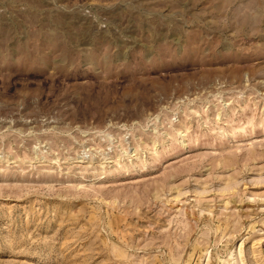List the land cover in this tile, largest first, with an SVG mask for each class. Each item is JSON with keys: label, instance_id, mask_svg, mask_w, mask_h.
Segmentation results:
<instances>
[{"label": "rangeland", "instance_id": "rangeland-1", "mask_svg": "<svg viewBox=\"0 0 264 264\" xmlns=\"http://www.w3.org/2000/svg\"><path fill=\"white\" fill-rule=\"evenodd\" d=\"M0 264H264V0H0Z\"/></svg>", "mask_w": 264, "mask_h": 264}]
</instances>
